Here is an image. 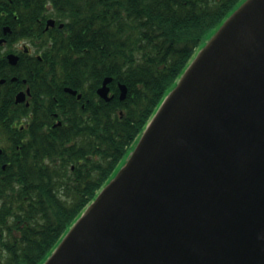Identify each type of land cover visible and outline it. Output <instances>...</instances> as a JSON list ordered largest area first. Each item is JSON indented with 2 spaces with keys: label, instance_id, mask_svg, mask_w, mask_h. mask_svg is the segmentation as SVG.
Returning <instances> with one entry per match:
<instances>
[{
  "label": "water",
  "instance_id": "1",
  "mask_svg": "<svg viewBox=\"0 0 264 264\" xmlns=\"http://www.w3.org/2000/svg\"><path fill=\"white\" fill-rule=\"evenodd\" d=\"M44 264H264V0L208 39Z\"/></svg>",
  "mask_w": 264,
  "mask_h": 264
},
{
  "label": "trees",
  "instance_id": "2",
  "mask_svg": "<svg viewBox=\"0 0 264 264\" xmlns=\"http://www.w3.org/2000/svg\"><path fill=\"white\" fill-rule=\"evenodd\" d=\"M241 1L118 0L113 19L99 22L97 45L75 57L64 54L74 64L48 69L37 81L49 99L43 118L59 112L63 124L25 145L17 178L0 182V264L47 261ZM107 76L113 77L109 101L97 94ZM57 81L62 89H54ZM119 83L128 88L124 100ZM64 86L82 92V100Z\"/></svg>",
  "mask_w": 264,
  "mask_h": 264
},
{
  "label": "flooded vegetation",
  "instance_id": "3",
  "mask_svg": "<svg viewBox=\"0 0 264 264\" xmlns=\"http://www.w3.org/2000/svg\"><path fill=\"white\" fill-rule=\"evenodd\" d=\"M117 1L0 0V182L17 178L25 145L33 146L63 124L59 112L43 118L49 99L37 81L48 69L72 66L64 54L75 57L97 45L99 22L113 19ZM61 82L54 89H62Z\"/></svg>",
  "mask_w": 264,
  "mask_h": 264
},
{
  "label": "rangeland",
  "instance_id": "4",
  "mask_svg": "<svg viewBox=\"0 0 264 264\" xmlns=\"http://www.w3.org/2000/svg\"><path fill=\"white\" fill-rule=\"evenodd\" d=\"M130 154V153H129ZM126 159H128V156H127V158Z\"/></svg>",
  "mask_w": 264,
  "mask_h": 264
}]
</instances>
